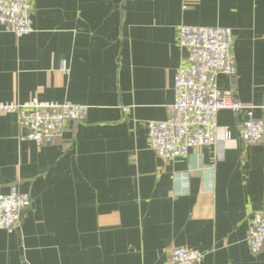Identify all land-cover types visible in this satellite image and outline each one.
I'll return each instance as SVG.
<instances>
[{"label":"crops","instance_id":"0c3cea01","mask_svg":"<svg viewBox=\"0 0 264 264\" xmlns=\"http://www.w3.org/2000/svg\"><path fill=\"white\" fill-rule=\"evenodd\" d=\"M32 22L22 37L0 32V102L88 112L46 145L0 115V193L16 184L32 200L19 231L0 228V264H169L177 246L201 250L198 264H264L247 243L264 211V144L241 142L245 114L220 110L229 139L172 161L147 134L186 65L181 24L232 28L235 74L218 86L264 117V0H33Z\"/></svg>","mask_w":264,"mask_h":264},{"label":"built area","instance_id":"2783aa9c","mask_svg":"<svg viewBox=\"0 0 264 264\" xmlns=\"http://www.w3.org/2000/svg\"><path fill=\"white\" fill-rule=\"evenodd\" d=\"M33 0H0V32L22 37L33 31ZM178 45L186 49V65L173 77L174 100L167 106L164 120L148 121L147 134L155 155L165 161L188 155L191 148L205 145L221 147L230 137L224 129L217 135V113L230 110L244 113L239 137L245 145L264 144V117L254 115V107L219 88V75L235 74L234 35L228 26L181 24ZM125 108V107H124ZM88 106L70 101L55 102L32 97L23 103L0 102V115L14 113L23 139L36 145H46L61 135L67 127L85 120ZM214 165H209L212 171ZM28 193L13 184L0 193V228L8 233L21 228L22 212L31 206ZM247 243L252 254L264 250V211H254L249 217ZM203 258L199 249L177 246L168 252L169 264H198Z\"/></svg>","mask_w":264,"mask_h":264}]
</instances>
